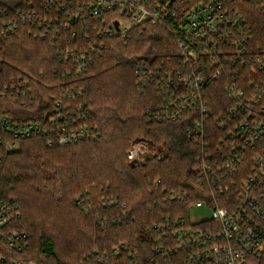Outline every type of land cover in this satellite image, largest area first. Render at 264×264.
<instances>
[{
	"label": "built area",
	"instance_id": "1",
	"mask_svg": "<svg viewBox=\"0 0 264 264\" xmlns=\"http://www.w3.org/2000/svg\"><path fill=\"white\" fill-rule=\"evenodd\" d=\"M247 1L258 5L264 17V0ZM55 5L50 19L39 17ZM29 9L31 3L18 13L22 23H39L53 30L54 37L59 33L63 37L57 53L61 68L54 74L63 79L60 88L66 95L84 93L78 84L64 90L70 82L64 79L86 77L112 36L124 40L133 28L150 23L174 38L178 53L174 62L169 58L154 69L143 62L136 65L138 93L147 88L157 93V101L144 111L147 121L178 124L176 138L189 160L182 191L168 195L171 202L188 206L153 225L152 258L147 262L264 264V22L229 0H207L181 16L173 10L172 0H46L36 11ZM2 26L3 37L19 30L15 21ZM211 83L216 84V99L210 96ZM87 118L82 104L73 111L59 97L42 121L16 123L0 116V135L12 139L8 149L16 147L15 140L33 136L44 137L48 146L56 142L65 147L99 137ZM165 155L163 147L137 140L126 158L139 167ZM159 186L157 180L154 188ZM195 208L206 209L210 217L192 222L190 211ZM19 218L15 203L0 202V242L15 253L29 246L27 235L10 227ZM123 254L129 255L130 264H142L127 243L93 253L99 264H114L111 259ZM0 264L39 263L2 257Z\"/></svg>",
	"mask_w": 264,
	"mask_h": 264
},
{
	"label": "trees",
	"instance_id": "2",
	"mask_svg": "<svg viewBox=\"0 0 264 264\" xmlns=\"http://www.w3.org/2000/svg\"><path fill=\"white\" fill-rule=\"evenodd\" d=\"M44 1L0 0V116L16 123L42 121L54 110V98L64 97L73 111L83 105L99 137L62 147L56 142L48 146L44 137L33 136L15 140L16 147L8 149L12 139L0 135V202L18 206L20 218L10 227L25 233L29 243L26 251L15 253L0 242V258L99 264L94 251L104 253L127 243L136 259L147 264L152 258L153 225L188 206L171 202L168 195L182 191L189 160L176 138L178 124L147 121L144 111L157 101V93L152 88L138 93L136 65L143 62L154 69L169 58L174 62L178 56L175 40L164 28L150 23L133 28L124 40L112 36L109 48L90 66L86 77L64 79L70 81L64 90L68 85L75 89L77 84L84 89L81 97L78 92L66 95L61 90L63 79L54 74L61 68L57 56L61 33L54 37L53 30L39 23L24 24L18 15L27 10V4L33 5L28 10L32 13ZM206 1L172 0V8L181 16ZM229 3L247 8L264 22L258 5L247 0ZM55 9L56 5L39 17L50 19ZM12 21L19 30L3 37V23ZM210 87V96L216 99V84ZM137 140L163 147L166 155L131 166L126 153ZM157 180L160 186L154 188ZM114 200L117 205H111ZM111 262L130 264L129 255Z\"/></svg>",
	"mask_w": 264,
	"mask_h": 264
},
{
	"label": "rangeland",
	"instance_id": "3",
	"mask_svg": "<svg viewBox=\"0 0 264 264\" xmlns=\"http://www.w3.org/2000/svg\"><path fill=\"white\" fill-rule=\"evenodd\" d=\"M209 217H210L209 212L204 208L202 209L195 208L190 211V220L192 222H199L201 220L208 219Z\"/></svg>",
	"mask_w": 264,
	"mask_h": 264
}]
</instances>
